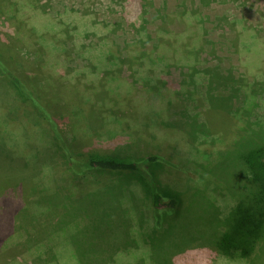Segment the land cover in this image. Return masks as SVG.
Segmentation results:
<instances>
[{"label":"rangeland","instance_id":"374dc122","mask_svg":"<svg viewBox=\"0 0 264 264\" xmlns=\"http://www.w3.org/2000/svg\"><path fill=\"white\" fill-rule=\"evenodd\" d=\"M37 3L40 4V8L26 5L18 12V15L22 16L21 19L25 20V24L17 37L14 29L15 15L9 9L1 12L10 20L9 23L3 22L4 25L0 28L2 50V45L4 48L10 46L11 49H20L21 54L26 57H32L35 54L33 51H36L34 43L37 42V38L40 39L39 45L46 46L45 52L48 48L53 50L58 45L60 53L64 54L59 59L66 60L67 70H72L71 74L75 76L80 68L104 64L102 57H98L96 62L92 61L94 53H103L100 54L101 56H106L108 53L113 57L118 52L115 46L120 48L129 44L131 48L134 42L140 45L135 47L149 51L153 47L154 39L161 37L163 40L167 38L169 46H173L172 48L177 52L173 57L171 56L173 60L169 61L171 65L168 67L164 62L161 64L162 61H155L157 64L155 72L159 75L157 78L161 77L167 83L166 87L173 92L174 86L185 80L183 74L186 68L183 66L193 64L195 60V67L198 69L197 79H202L204 72L209 69L210 74H217L220 77L229 73L228 76L231 78H247L246 82L250 85L246 89L239 90L232 89V84L211 90L229 95L230 100L226 113L214 109L205 111L204 117L209 121L207 128L210 132L197 126H195L197 131L194 134L188 133L189 136L185 132L181 133V127L178 126L174 129L170 128L168 132L166 127L171 124L168 122H177L178 118L188 123L190 127L194 121L191 116L194 114H197L198 122H205L200 112H204L207 108L206 104L201 105L205 102L202 97L206 82L203 80L196 85L192 84L196 88L194 100L185 97L189 102L187 107L184 105L179 109L171 107L168 113H165L163 126L161 123L153 125L146 134H142L147 152L157 153L168 159V165L162 167L158 181L148 182L147 178L141 180L139 174L104 172L87 175L92 181L94 177L98 183L95 186L93 182L80 180L82 183H77L79 194L77 192L69 194L65 202V210L63 209L65 226L59 229L63 230L66 236L62 239L57 234L53 235V231L48 228L43 235L45 239L32 254L40 257L42 261L52 259V263L53 258H56L57 253L60 252L64 256L70 254L79 258H90L86 261L87 264H108L111 255L122 245L123 235H114L113 225L115 221H123L128 226L131 224L139 229L133 240L141 239L144 242L136 246H128L129 249L120 248L125 250L120 252L112 264H244L243 260L233 263L222 260L224 258L218 257L215 250L211 251L210 240H202L199 236L209 234L208 221L203 219L205 213L202 208L208 207L210 213L225 214L230 203L233 202L229 192L236 189L241 181L238 170L224 160L225 158L228 160L230 155L227 154L233 151L232 143L236 137L234 133L236 128L249 127L248 131H255L250 134H255L259 130L264 132V93L253 94V88L257 87L253 86V83L264 82V0H37ZM142 11L144 25L138 21ZM131 23L134 25L132 26ZM134 26L136 30H133ZM166 30L168 33L165 34ZM35 32L37 36H32ZM42 36L45 38L42 39ZM56 40L65 41L64 44L59 45ZM67 48L69 56L65 55ZM121 54H126V51H122ZM59 67L60 64H56L52 68V64L49 63L39 75L48 79L57 78L61 72ZM116 68L117 66L114 65V69ZM162 68L160 75L157 70ZM93 71L94 73L85 74L82 78V84L87 87L98 85V76L101 74L98 69L93 68ZM134 72L136 76L132 75ZM146 73L148 71L144 68L135 70L126 66L121 67L120 81L116 86L111 87L113 93L111 91L110 97L119 96L131 103L137 95H142L139 78L148 76ZM149 76L155 78L154 75ZM62 79L68 80L70 75H64ZM128 83H132L133 87H129ZM189 84L188 81L184 85L190 89ZM75 88H78V85ZM171 90L170 94L173 93ZM7 92H10L9 86L0 82V118H5L6 107H12L15 108L13 111L17 112L15 115L17 123L11 125L13 137L7 130L0 139V175L11 178L14 182L17 180L18 195L17 198L2 200L5 211L0 217V264L7 263L11 255L10 252L3 253L5 250L2 241L13 231L15 215L22 208L24 209L27 201L37 198L30 194L31 199H28L22 183L33 179L46 183L51 176L56 175L57 179L63 177L62 171L53 167L57 161L46 153L44 146H34V138L33 140L29 138L27 132L29 122L24 116L27 115L26 109H20L17 93ZM63 92L71 94L68 90L63 89ZM81 93L79 92L78 95L82 96ZM146 97L147 95H143L144 99ZM71 100L83 101L78 96ZM95 100L100 102L99 99ZM87 102L93 105L94 99ZM149 102L153 106L158 100H154L153 96ZM84 105L81 106L82 109L88 107V104ZM93 107L96 108L94 105ZM101 110V115H106L108 109L101 108ZM111 112L115 111L108 110L110 117H112ZM150 117L156 119L154 112ZM0 120L6 121V119ZM114 122L113 119L104 122L99 129L112 131L114 135ZM79 125L82 130L84 126L80 123ZM119 132L117 129L114 143L108 145L109 147L118 148L131 140L126 133L119 135ZM93 137L98 147L103 142V138L98 135ZM109 139V135L105 137V140ZM99 149L110 150L106 149L105 143ZM40 159L43 165L40 164ZM142 183H149L151 188H166L179 192L185 208L187 204L194 207L197 205L195 214L190 216L187 222H180L179 227L176 228L178 231L182 230L179 235L176 230L172 232L164 230L163 234L159 235L151 234L152 218L146 219V214L143 212L148 210L150 199L146 190L143 193ZM119 187L125 191L122 193ZM131 191L133 198L129 193H125ZM192 197L195 200H190L193 199ZM141 205L144 208H140ZM182 210L184 211V208ZM182 217L184 215L180 214L178 218ZM20 221L21 218L17 224H20ZM22 224L28 228L26 220L22 221ZM128 230L131 231L130 228ZM183 233L186 234V238ZM189 239L195 240V244L203 242L208 244L196 248L192 245L186 247ZM23 250V245L17 247L19 254L17 257L29 260V255L30 257L32 255ZM261 251L262 254H258L255 264H264V246Z\"/></svg>","mask_w":264,"mask_h":264},{"label":"trees","instance_id":"16d2710c","mask_svg":"<svg viewBox=\"0 0 264 264\" xmlns=\"http://www.w3.org/2000/svg\"><path fill=\"white\" fill-rule=\"evenodd\" d=\"M38 3L37 0H0V28L3 27V22H10L1 13L5 9L7 11L9 9L15 15L16 24L14 29L15 37H17L23 28V24H25V20L21 19L22 16L18 15V12L22 11L26 5L40 8L41 6L39 7L40 4ZM143 13L142 11L138 19L142 25H144ZM131 25L133 26L134 24L131 23ZM136 29L134 26L133 30ZM61 33L66 34L67 32L61 31ZM164 33H168L167 30ZM32 36H37L36 32ZM44 38L45 36H42V39ZM39 40L37 38V42L34 43L36 51H33L35 54L32 57H26L21 54L20 49H11L9 45V47L7 46L9 49L4 48V45H2L3 50L0 47V82L6 83L10 92L17 93L20 109H26L25 114L27 115L24 116L28 118L29 122L27 127L29 138L32 140L34 138V146H44L46 153L54 161H57V164H53V167L60 169L63 177L62 179L59 178V180L56 175L51 176L46 181L47 184L40 180L38 182L36 179L22 183L25 186L23 190L25 193L27 191L28 199H31L30 194L31 196H37V198L27 201L24 209L22 208L15 215L13 231L6 235L2 241V247L5 250L3 253H11L8 262L5 264H87L86 261L90 260V258L80 257V260L75 255L70 256L68 254L64 256L60 252L57 253L56 258H53V263L52 259L42 261L40 257L32 254L41 241L45 239H43V235L48 228L53 231V235L57 234L62 239L66 236L63 230L59 229L65 226L63 215L65 202H67L69 194L78 193L80 190L77 183L81 184L88 180L96 186L98 181L94 177H92L93 181L90 180L87 175H92V173L102 174L104 172L125 175L139 174L141 180L142 178H147L148 182L150 180L158 181L163 168L168 165V159L160 154L147 152V145H145L146 142L142 134H146L153 125L161 123V126H163L165 113H168L171 107L177 109L183 105L187 107L189 102L185 100V97L193 99V96H196V88L192 84L195 83L196 85L203 80L206 82V89L202 97L205 102H202L201 105L206 104L207 108L200 114L203 115L205 122H198V116L194 114L191 116L194 118L191 124L192 127L188 123L183 122L181 118H178L177 122H168L171 124L166 129L169 132L170 128L174 129L178 126V128L181 127V133L185 132L187 136L197 131L195 126L199 129H207L210 132L207 128L209 121L204 117L205 111L214 109L226 113L230 100L229 95L218 90L211 92V90L230 84H232V89H246L250 83L246 82L247 78L244 77L231 78V76H228L229 73L224 77L213 73L210 74L209 69L204 72L202 79H197L198 69L195 67V60L193 64L183 66L186 68V72L183 74L185 80L183 79L175 85V91L173 92L166 87L167 83L161 77L157 78L159 75L155 72L157 69L155 61H162L161 64L164 62L165 66L168 67L171 65L169 61L173 60L172 57L177 52L172 48L173 46H169L167 38L163 40L161 37L154 39L153 47L149 51L135 47L140 45L134 42L131 48L129 44H125L120 48L115 46L118 52L113 57L108 53H106V56L100 55L103 53H94L92 61L96 62L95 60H98V57H102L104 64L102 66L80 68L77 71L78 73H75L77 75L73 76L71 74L72 70H67L66 60L59 59L64 54L60 53L58 45L55 49L48 48V51L45 52L46 46L39 45ZM65 40H56V42L61 45L64 44L63 41ZM0 43L3 42L0 40ZM168 48L171 50L169 51ZM122 51H126V54H121ZM65 52V55L69 56L68 48L65 49ZM196 59H198L197 55ZM113 60H116V62ZM49 63L52 64V68L56 64H60L61 72L59 77L48 79L39 75V72ZM114 65L117 66L116 69H114ZM123 66L135 70L144 68L149 73H146L148 76L139 78L141 80L140 90L142 95H137L136 98L132 99L131 103L128 100L121 99L119 96L110 97L111 87L116 86L118 81H120L119 74ZM93 68L98 69L101 74L98 76V85L87 87L81 81L85 74L94 73ZM162 70L163 68L157 70L160 75ZM64 75H70V79H62ZM132 75L136 76L137 74L134 72ZM149 75H154L155 78ZM188 81L190 82V89L184 85ZM136 82L138 83L137 79ZM77 85L78 88H75ZM127 85L133 87L131 86L132 83ZM253 86H257L253 88L254 95L264 93V82L263 84L253 83ZM63 89L68 90L71 94H65ZM168 89L173 93L170 94V90L167 91ZM79 92H82L81 94L83 95H78ZM143 95H147V97L144 99ZM77 96L81 97L83 101L71 100ZM153 96L154 100L157 99L158 102L151 106L149 101ZM128 97L131 101L129 95ZM93 99V105L96 108L87 102ZM95 99H99L100 102ZM106 99L108 100L102 101ZM84 104H88V107H85L86 109H82L85 106ZM71 105L73 107H70ZM81 106L83 107L81 108ZM6 108L5 118H0L6 119L3 122L0 120V139L7 130L13 137L11 125L17 123L15 116L17 112L13 111L15 108ZM101 108L115 112H111L112 117H110L107 110L106 115L103 116L100 113L102 111ZM153 112L156 119L150 117ZM111 119L115 121L114 135L112 131L99 129L102 123H106ZM79 123L84 126L82 130ZM131 128L133 131H131ZM117 129L120 131L119 135L126 133L131 140H128L124 145L121 144L118 148L116 146L109 147L108 145H113L114 143ZM249 129V127L244 129H241V127L236 128L234 132L236 137L232 143L233 151L227 154V156L230 155L228 160L224 159L232 164V167L236 168L241 175V181L237 184L236 189L229 192V197L233 202L230 203L229 209L225 214H220L219 212L210 213L208 207L202 208L205 213L203 219L208 221L209 234H202L199 237L205 241L210 240V244H212L211 251L215 250V254L218 257L224 258H221L222 260L232 263L233 261L243 260L244 264H255V260L259 253L262 254L261 248L264 246V132L259 130L255 134H250L255 131H248ZM128 130L130 132H127ZM98 131L101 132L98 133ZM94 135L103 138V142L98 147L93 141ZM108 135L110 139L107 141L105 137ZM255 136L257 137L255 138ZM21 138L23 137L21 136ZM104 143L106 149L110 150L99 149ZM49 151L53 153L51 152V154ZM40 161V164L42 163L43 165L41 159ZM150 184L152 185V182ZM142 185L143 193L146 190L150 199L148 210L143 212L146 214V219L152 218L151 234L159 235L163 234L164 230L170 232L176 230L177 235H179L182 230L178 231L176 228L179 227L180 222H187L188 218L195 214L194 210L198 208L197 205L194 207L187 204L185 208L179 192H173L166 188H151L149 183H142ZM114 186L116 187V185ZM17 187V180L14 182L11 178L1 177L0 175V217L5 211V204L2 202L3 198H17ZM120 189L122 193L125 191L123 188ZM125 193H129L131 198H133L132 191ZM140 208L144 207L141 205ZM183 208L184 211L182 210ZM180 214H183L184 217L178 218ZM20 218V224H17ZM6 219L9 220L7 217ZM24 220H26L28 228L23 226L22 221ZM172 221H174L173 224ZM129 228L131 231L128 230ZM112 229L114 235L122 234L123 237L121 239L122 245L111 255L108 264H112L118 258L120 252L125 250L120 248L127 247L126 249H129L128 246H136L138 243L144 242L141 239L138 241L133 240L139 229L131 224L128 226L123 221H115ZM183 236L186 238L185 233H183ZM188 241L186 247L192 245V247L196 248L208 244L205 242H203L204 244H195V240L192 239ZM21 245L24 246L23 251L32 255L31 257L29 255V260L17 257L19 256L17 247ZM46 250L47 252L50 251L47 247ZM121 259L125 260L124 258Z\"/></svg>","mask_w":264,"mask_h":264}]
</instances>
